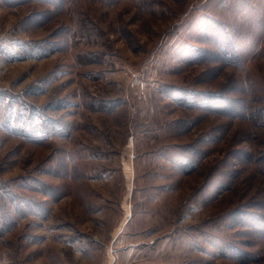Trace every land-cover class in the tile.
<instances>
[{
  "label": "rangeland",
  "instance_id": "374dc122",
  "mask_svg": "<svg viewBox=\"0 0 264 264\" xmlns=\"http://www.w3.org/2000/svg\"><path fill=\"white\" fill-rule=\"evenodd\" d=\"M0 264H264V0H0Z\"/></svg>",
  "mask_w": 264,
  "mask_h": 264
},
{
  "label": "trees",
  "instance_id": "16d2710c",
  "mask_svg": "<svg viewBox=\"0 0 264 264\" xmlns=\"http://www.w3.org/2000/svg\"><path fill=\"white\" fill-rule=\"evenodd\" d=\"M226 29H225V27H223V25L222 24H220L219 22H217V21H211L210 22V24L209 25H205V29H204V32H205V40H206V42H211V43H213V44H215V45H217V43L218 42H220V41H218V39H222V43H221V46H222V48L223 49H221L224 53H225V50H227L226 49V46H227V44H230V42H229V38H228V35H227V33H226V31H225ZM212 35H214V38H212ZM201 53H202V51L200 52V54L198 55V56H202V55H204L205 53L203 52L202 53V55H201ZM224 53H220V56H219V58H223V55H224ZM207 56H210V57H212L213 59H218V57H217V55H215V54H211L210 52H208V55ZM225 56V55H224ZM226 57V56H225ZM200 58V57H199ZM199 58H196V59H199ZM222 60V59H221ZM209 97V96H208ZM218 98H220V97H218ZM208 99V98H207ZM193 100L196 102V103H198V102H200V101H203V99H200V96L199 95H194L193 96ZM206 102H208L206 105L208 106L207 108H206V110H213L214 109V107L218 104L217 102V100H215V99H213V97H209V99L206 101ZM223 104H225V102H221V105H223ZM226 106H229V104H225ZM209 106L211 107V108H213V109H210L209 108ZM220 106V105H219ZM242 113L239 111V112H237L236 113V115H234L235 117H242V115H241ZM198 154H200V152L198 153ZM192 157V156H191ZM185 165V164H184Z\"/></svg>",
  "mask_w": 264,
  "mask_h": 264
}]
</instances>
